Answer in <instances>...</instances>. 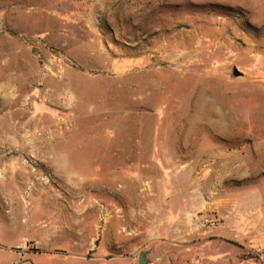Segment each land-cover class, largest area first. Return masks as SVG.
I'll use <instances>...</instances> for the list:
<instances>
[{
	"label": "rangeland",
	"instance_id": "obj_1",
	"mask_svg": "<svg viewBox=\"0 0 264 264\" xmlns=\"http://www.w3.org/2000/svg\"><path fill=\"white\" fill-rule=\"evenodd\" d=\"M100 1L0 0V264H264V0Z\"/></svg>",
	"mask_w": 264,
	"mask_h": 264
},
{
	"label": "crops",
	"instance_id": "obj_2",
	"mask_svg": "<svg viewBox=\"0 0 264 264\" xmlns=\"http://www.w3.org/2000/svg\"><path fill=\"white\" fill-rule=\"evenodd\" d=\"M90 1L93 2V1H98V0H90ZM106 2H107V0H106L105 2L100 1L101 4H104V3H106ZM93 6H94V4L90 5V8L93 7ZM134 60H135L134 57L126 58V59L123 60L122 64H114V65H113V68H115V69L118 70L120 73H122V71L124 70L123 67L127 66L128 62H131V61H134ZM242 224H244L245 226H247V224L244 223V221H242V220H240V219L237 220V221L235 220V226H237V228H239L238 230H240V229L243 227ZM249 229H251V228H249ZM250 232H252V231H251V230H250V231H247L246 234H248V233H250ZM219 260H220V259H217V261H214L213 264H218L217 262H219Z\"/></svg>",
	"mask_w": 264,
	"mask_h": 264
},
{
	"label": "water",
	"instance_id": "obj_3",
	"mask_svg": "<svg viewBox=\"0 0 264 264\" xmlns=\"http://www.w3.org/2000/svg\"><path fill=\"white\" fill-rule=\"evenodd\" d=\"M232 75L234 77H239L242 75V73L239 72L236 67H234L232 71ZM147 256H148V251H141L138 256L137 264H149V259Z\"/></svg>",
	"mask_w": 264,
	"mask_h": 264
}]
</instances>
